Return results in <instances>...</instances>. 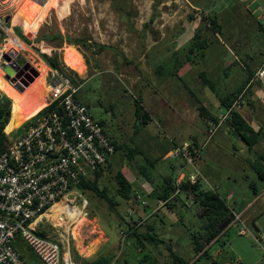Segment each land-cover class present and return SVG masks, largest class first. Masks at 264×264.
Listing matches in <instances>:
<instances>
[{
	"label": "rangeland",
	"instance_id": "374dc122",
	"mask_svg": "<svg viewBox=\"0 0 264 264\" xmlns=\"http://www.w3.org/2000/svg\"><path fill=\"white\" fill-rule=\"evenodd\" d=\"M242 8H249L251 16L245 13V17H252L253 27H232L233 13L236 10L243 12L240 11ZM214 16L219 23L224 22L222 39L226 45L215 41L207 52H191L195 32L211 25ZM8 18L10 22L4 23ZM4 28H10L16 35V28L21 29L27 41L21 40L27 48L17 54L11 50L2 54L7 40ZM212 32L209 28L204 30V34L211 37ZM231 32L239 34V47L262 51L264 0H0V92L5 94L6 83L12 86L2 68V65H10L4 54L14 60L17 55L22 56L38 72L40 62L44 61L43 53L49 57L59 55L69 69L82 62L88 66L89 74L81 77L85 81L80 84L78 97L97 121L105 123L121 147L99 182V187L106 188L119 206L111 209L93 192L86 194L90 201V218L82 228L77 226L72 241V252L78 263L106 257L110 264H174L169 249L188 262L197 260L193 237L206 234V209L194 204L192 197L177 194L171 205L160 207L150 222L143 221L140 215L148 207L154 209L160 205L155 189L164 178L186 183L190 175H197L203 191L217 193L228 204L232 202L231 193L235 199L248 198L244 205L263 193V183L256 170L247 164V158H258V151H237L243 140L226 125L212 136L211 127L208 128L211 120L200 116L201 104L209 111L219 110L216 95L200 74L208 72L215 83L214 89L217 87V91L223 93L224 85L230 90L239 82L237 67H228L232 73L228 79L222 73L225 62H234V43L227 39ZM29 34L31 37L28 38ZM182 35L187 40H181ZM60 36L65 40L81 41V45L48 40ZM173 36L181 42L172 44ZM161 38L167 40L161 41ZM155 41L160 43L155 44ZM53 71L50 68L47 73L48 88ZM38 78L28 87L22 86L23 91L12 87L21 95L39 99L45 91ZM139 98L153 118L148 124H142L136 117L135 101ZM18 109L23 115L18 114L15 107L13 111L12 106L13 117L5 134L20 127V120L29 119L19 106ZM20 131L15 130L10 138H16ZM184 144H196L201 149L195 162L196 169L172 156L174 149ZM130 148H138L142 153L131 160L128 158ZM169 150L172 151L165 155ZM148 160L155 163L153 169ZM140 166L148 167L152 182L140 174ZM119 171L133 184L134 195L130 201L118 196L115 175ZM252 183L257 184L256 194L251 188ZM137 194L147 201V207H140ZM130 211H134L135 221H143L136 230L138 237L127 235L128 225L123 224ZM232 221L231 217L229 225ZM259 224L260 231L252 223L248 224L255 235L264 234V211L259 215ZM228 226L224 229L225 237L239 253L235 256L229 247L215 244L210 253L221 252L215 258L217 264H236L238 257L243 264H264V240L260 247L250 235H239V226ZM38 229L41 237L56 230L51 221L39 224ZM150 231L154 241L145 239ZM26 251L31 254L30 264H41L28 248ZM210 258L212 256L197 264H210Z\"/></svg>",
	"mask_w": 264,
	"mask_h": 264
},
{
	"label": "built area",
	"instance_id": "2783aa9c",
	"mask_svg": "<svg viewBox=\"0 0 264 264\" xmlns=\"http://www.w3.org/2000/svg\"><path fill=\"white\" fill-rule=\"evenodd\" d=\"M51 74V82L58 79L60 84L49 85L46 106L14 129L22 131L0 155V264H29L18 245L30 249L41 264H80L74 259L72 241L77 226L84 221L82 228L90 218V201L80 186L116 154L112 134L79 99L80 85L57 71ZM262 79L264 68L252 76L250 85ZM242 98L243 94L217 122H211L212 136L233 111L241 110ZM14 131L6 134L11 136ZM200 154V147L193 144L178 146L172 152L195 169ZM198 179L197 175L189 176L191 185ZM179 193L178 189L175 196ZM175 196L158 200L159 206H166ZM136 199L141 208L148 206L142 195L137 194ZM133 212L124 219L127 227L143 224L144 220L133 219ZM50 221L56 230L39 236V224ZM231 225H238L239 235H250L262 247L264 234L255 235L242 216L235 215Z\"/></svg>",
	"mask_w": 264,
	"mask_h": 264
},
{
	"label": "trees",
	"instance_id": "16d2710c",
	"mask_svg": "<svg viewBox=\"0 0 264 264\" xmlns=\"http://www.w3.org/2000/svg\"><path fill=\"white\" fill-rule=\"evenodd\" d=\"M217 16V15H216ZM214 16V19H211V25L207 24L203 29H198L194 34V43L192 45L191 52L193 51H206L211 45L214 44V39L217 35L222 34L223 27L219 23L218 19ZM212 30V35L208 36L204 34L205 29ZM16 33L19 36V38H22L23 41H27L24 37L21 29L16 28ZM48 40H60L61 43L67 42L70 45H81V41L73 40V39H66L62 36L60 37H52L51 39L48 38ZM42 59L44 62L54 71L59 72L64 77L70 79L74 84L80 85L85 81L82 78H85L88 76V66L84 65L82 62L79 63L77 66H74L72 69H69L68 67H65L63 63L61 62L59 55H55L54 57H49L47 54L43 53L41 54ZM83 62L86 63L85 58L83 59ZM183 67V65H181ZM180 66V67H181ZM181 67V68H182ZM78 72V73H77ZM177 76V72L175 73ZM202 77V80L212 89V91H215L213 85L214 82H210L207 79L206 74L202 73L200 74ZM253 74L248 76L247 82L244 83V85L238 90L237 93H232L229 95H226L225 97L220 98L221 105L225 108V110L230 109L232 104L234 103V100H237L238 97L241 95L242 89L244 86H247V84L250 83L252 79ZM82 77V78H81ZM201 104V103H200ZM12 106L13 111L14 107L17 108L18 114H22L18 106L10 99L7 95L0 92V155L6 151V149L11 145V143L14 141L13 138H10L7 134H5V129L8 127L11 117H13L12 112ZM201 114L200 116L203 119H210V122H217V117H214L210 114V112L206 109V107L201 104ZM135 114L138 120L142 124H148L152 117L149 113L145 110L143 106V102L141 98L136 99L135 101ZM23 115V114H22ZM26 117V114L24 115ZM25 122V121H24ZM20 120V123H24ZM103 126H105V123L101 122ZM228 128H230L233 132H235L246 144L247 146L252 149L256 144H258L262 139V134L260 131L256 132L251 125L248 124V122L243 118L240 111H233L231 114V117L227 120L225 124ZM22 131V130H21ZM195 141V140H194ZM114 143L116 146V153L121 149V147L118 145L117 141L114 139ZM196 145V144H195ZM176 146V145H174ZM172 150H169L166 152L165 155H167ZM142 151L138 148L135 149H128V158L133 160L134 156L136 154H141ZM164 155V156H165ZM162 157V159L164 158ZM149 161L150 168L153 169L155 167V163L153 161ZM111 166V161L107 163L106 166L100 168L94 173V177L88 181H85L81 186L80 189L85 192V194H88L89 192H93L95 195L100 197L101 199L105 200L111 209H115L117 206H119V202L114 199L113 197H110L108 194V190L106 188L101 189L99 187L100 179L103 177V174L105 170ZM153 167V168H152ZM254 169L256 170V173L258 174V177L260 181L264 182V164L261 162H256L252 165ZM140 174L148 181L152 182L151 179V173L147 166H140L139 167ZM115 180L117 184V192L118 196L122 198L123 200L130 201L134 195V187L133 184L127 179V177L121 172H117L115 175ZM254 185H251V188L254 190L255 194L257 193V190L254 189ZM155 189V188H154ZM180 190L181 194H185L189 197H192L194 200V204H199L201 207L206 209L205 211V218L206 223L204 225V230L206 234L204 236H198L195 235L193 237V244H194V252L196 256L198 257L197 260H195L192 264H197L198 262L206 259L207 257H211L210 248L206 249L214 240L217 238L220 239V235L224 231V229L229 225V222L231 221V210L228 205V202L226 199L222 198L220 195H218L215 192H205L202 190L199 182H197L195 185H191V183L188 182H182L181 185H177L176 181H172L169 178H164L163 183L159 186H156L155 192L158 200H169L175 194L177 193V190ZM179 193V194H180ZM176 199V198H175ZM168 206L171 205V203L167 204ZM166 205V206H167ZM124 222V219H123ZM137 224L134 226H129L127 231V235H131L134 237H138L137 233ZM151 232L148 236L145 237V239H149L154 241L155 237L152 235ZM217 239V240H218ZM141 242V241H140ZM26 246L24 245H18V250L22 249L24 251L23 253L20 252L21 256L26 259V261L30 264L28 261V258L31 256V254L26 253ZM30 250V249H29ZM170 253L174 259V264H190L192 261H186L182 259L174 250L169 249ZM33 253V252H32ZM34 254V253H33ZM35 255V254H34ZM36 256V255H35ZM206 257V258H205ZM85 264H110L109 260L106 257H100L95 261L88 262Z\"/></svg>",
	"mask_w": 264,
	"mask_h": 264
},
{
	"label": "crops",
	"instance_id": "0c3cea01",
	"mask_svg": "<svg viewBox=\"0 0 264 264\" xmlns=\"http://www.w3.org/2000/svg\"><path fill=\"white\" fill-rule=\"evenodd\" d=\"M194 8V7H193ZM195 10H197L195 8ZM245 10V11H244ZM243 12H239V10H236L233 14V17L231 18L232 22H233V26L232 27H237V28H242V27H253L254 23L252 21V17H250V13H249V8H242ZM245 13L246 15H250L247 19L245 17ZM239 14V15H237ZM220 24L222 25V27L224 26V22H220ZM239 34H235L234 32H231L229 36H227V39L229 41H231L232 43H234V51H232L233 53V57H234V62L233 63H227L225 62L223 68H222V73L223 76L225 77V79H228L231 76V72L228 71V67H230V65H233L234 68L237 67V74H239L238 76H240L239 78V82L237 84L234 85V87L230 90H226L224 85V93L223 92H219L217 91V87H215V91H212L217 98V106L219 108V110L217 111H209L207 109V107L203 104L204 107H206V109L210 112V114L212 116H220L221 114H223L225 112V108L221 105L220 102V98L225 97L226 95L232 94V93H237L238 90L244 85L245 82H247L248 76L251 74H255L259 69L264 68V49H261L262 51L258 52L256 49L254 50L251 47H248L246 50H244L242 47H239ZM222 36H224V32L222 30V34L217 35L216 38H214V42L217 41L219 44L223 45L226 43L224 42V40L222 39ZM181 40H187L185 37L184 39V35H182ZM180 38L177 37H172L171 38V42L172 44L175 42H181ZM194 39V38H193ZM192 39V40H193ZM167 39H162L161 41H166ZM157 43H160L159 41H155ZM210 48V47H209ZM209 48L205 51L207 52L209 50ZM174 52V51H173ZM258 52V53H257ZM176 53V52H175ZM257 53V54H256ZM261 56V59L258 60V57ZM256 63V64H255ZM241 68H238V67ZM184 69V67H182ZM181 68V69H182ZM180 71H178L179 73ZM204 74H206L207 79L210 82H213V79L210 78L208 76V72H204ZM180 77V76H179ZM222 80V79H221ZM206 84V83H205ZM225 84V82H224ZM255 84H257L256 87ZM260 84V85H258ZM207 85V84H206ZM208 86V85H207ZM210 87V85H209ZM223 87V86H221ZM211 89V88H210ZM212 90V89H211ZM240 94H243V98L241 100V105L243 107V110H239L241 115L243 116V118L248 122L249 125H251L253 127V129L258 132L260 131L262 134V139L261 141L256 144L252 149H250L247 144L243 141L242 147L240 148V151L242 153L244 152H250L253 153L255 151H258L257 154V159H250L247 158V164L250 165L252 167V165L256 162H261L262 164H264V79L259 80L257 82H254L250 85L247 84V86H244V88L242 89V92ZM236 100H234L235 102ZM217 112H219V114H216ZM153 119V118H152ZM184 122V120H183ZM208 128H210V126L208 125ZM170 153V152H169ZM164 160H166V158H164ZM175 163V162H173ZM172 163V164H173ZM176 164V163H175ZM183 170V168H182ZM181 170L179 171L180 174ZM179 177V176H178ZM262 182V181H261ZM263 183V188H264V182ZM252 185H254V189L258 190L257 184L256 183H252ZM191 198V197H190ZM229 198L231 199V203H229V207L231 210V217L232 220L234 218L235 215H240L242 216L243 221L248 225L250 223H252L255 227V229L257 230H261L260 227L261 225L259 224V215L262 214V211H264V189H263V193L256 195V197L252 200L249 201L246 205L245 202L247 201L246 199L248 198H237L235 199V195L234 193L229 194ZM194 202V200H193ZM260 204V205H259ZM150 209V210H148ZM161 209L160 206L156 207V208H152L151 206L148 207L145 211H141L140 215L142 216V218H144V221H152V219L154 217L157 216L156 211ZM238 225H229L228 227H235ZM239 234V233H238ZM226 234L223 231L222 234L220 235V239H216L214 240V242H212L208 247H206V249L211 250L212 246L215 244H220L222 247H229L231 249V251L234 253V255H238V250L237 248H235L234 246H232V244H230V240L226 239ZM221 252H217L212 254L211 256L212 258H210V264H217L216 261V257H218L220 255ZM241 258L238 257V263L236 264H243L241 263ZM194 262L191 261L190 264H192Z\"/></svg>",
	"mask_w": 264,
	"mask_h": 264
},
{
	"label": "bare ground",
	"instance_id": "6f19581e",
	"mask_svg": "<svg viewBox=\"0 0 264 264\" xmlns=\"http://www.w3.org/2000/svg\"><path fill=\"white\" fill-rule=\"evenodd\" d=\"M5 32L7 34V40H6V44L4 46L2 45L3 46L2 54L7 53L9 50H11L15 54H17L20 50H25L27 48L26 44L21 40V38H19L10 28H6ZM38 59H40V58H38ZM40 63H42V64L40 65V68H39V76H38L39 78L38 79L40 81L39 84L43 86V91H45V94L43 93L45 95V97L42 94L39 99L38 98L32 99V98H29L28 96H25V94L21 95L12 86H10L7 83L3 87L5 94L7 96H9L10 98H12V100L15 102V104L17 106H19V108L22 111H24V113L26 114V116L29 119L34 117L35 115H37V113H39L46 106V96H47V92L49 90L47 85H46V81H47V77H48L47 73H48V70L50 68L48 67V65L44 61H41ZM32 87H35V86H32ZM83 222L84 221H82L79 224V227H81V225H83L82 224Z\"/></svg>",
	"mask_w": 264,
	"mask_h": 264
},
{
	"label": "water",
	"instance_id": "95a60500",
	"mask_svg": "<svg viewBox=\"0 0 264 264\" xmlns=\"http://www.w3.org/2000/svg\"><path fill=\"white\" fill-rule=\"evenodd\" d=\"M9 22H10V19L8 18V19L6 20L5 23L8 24ZM29 37H31V34L28 35V38H29ZM4 59H5L7 62L10 63L9 66H7V65H2V68H3V70H4L5 74H6V76H5L6 80H8L9 83H10L11 85L14 84V78H13L14 74H13V73H14V68H15V66L18 67V64L23 65L24 70H25V69H26V70H27V69H31V71H32V73H33V76H31V78H30V80H29V83H26V84L24 85L25 87H28L31 83H33V82L35 81L36 77L39 76V72L36 71V70L32 67V65H31L30 63L26 62L25 59H24L22 56H20V55H17L16 58H15V60H14V59H12V57H11L9 54H4ZM16 64H17V65H16ZM18 76H19V75H18ZM50 84H51L52 87H54L55 85L60 84V81H58V79H55V80L52 81ZM14 87H15V89H17L18 91H23L22 88L19 89V88H17L16 86H14Z\"/></svg>",
	"mask_w": 264,
	"mask_h": 264
},
{
	"label": "flooded vegetation",
	"instance_id": "af4514ba",
	"mask_svg": "<svg viewBox=\"0 0 264 264\" xmlns=\"http://www.w3.org/2000/svg\"><path fill=\"white\" fill-rule=\"evenodd\" d=\"M13 74H14V76H13V78H14V84L12 86L13 87L16 86L19 89H21L22 86H24L26 83H29V80H30L31 76L33 75L31 69H27V70L25 69L24 70L23 65H20V64H18V67L15 66L14 73Z\"/></svg>",
	"mask_w": 264,
	"mask_h": 264
}]
</instances>
